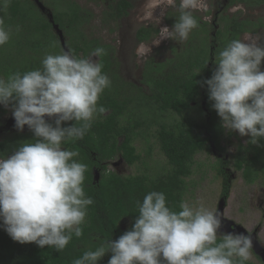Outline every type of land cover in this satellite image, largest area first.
<instances>
[{
  "label": "clouds",
  "instance_id": "obj_1",
  "mask_svg": "<svg viewBox=\"0 0 264 264\" xmlns=\"http://www.w3.org/2000/svg\"><path fill=\"white\" fill-rule=\"evenodd\" d=\"M11 2L0 0V47L21 30L5 23ZM168 8L179 15L171 29L159 28L151 46L163 40L187 41L200 26L195 13L207 11L208 0H143L137 19L158 26ZM151 46L138 44L137 58L150 56ZM106 54L103 46L85 57L70 48L46 52L39 67L0 77V105L11 106L18 131L27 126L34 136L10 155L0 154V228L15 242L62 252L73 236L84 234L94 204L85 192L88 165L78 159V149L65 145L83 140L97 118L108 112L98 104L112 86L99 59ZM262 62L264 35L246 33L219 50L211 77L200 82L207 86L221 127L250 137L252 145L264 139ZM65 122L74 123L62 127ZM178 207L168 204L164 192L149 191L136 201L130 229L117 239L98 240L72 264H98L108 253V264H247L251 259L252 235L221 232V212L188 201Z\"/></svg>",
  "mask_w": 264,
  "mask_h": 264
},
{
  "label": "trees",
  "instance_id": "obj_2",
  "mask_svg": "<svg viewBox=\"0 0 264 264\" xmlns=\"http://www.w3.org/2000/svg\"><path fill=\"white\" fill-rule=\"evenodd\" d=\"M22 1L12 0L4 13L5 23L13 27L19 25L21 30L14 32L9 43L0 47V77L39 67L46 52L58 54L63 47L55 25L66 36V46L78 57H85L95 47L103 46L107 54L99 59L104 65L103 71L111 76V46L90 38L85 31L93 18L91 11L73 0H59L54 23H51L49 10L42 12L33 0H27L40 16L36 19L32 16V8H27ZM102 1L108 3L103 13L104 21L118 23L133 8L129 0ZM231 6H244L253 11L264 8V0H229L228 7ZM197 17L200 26L192 31L190 43L179 50L174 48L170 61L156 67L149 66L152 72H156L154 77L148 76L145 81L149 94L127 97L118 85L111 86L98 101L108 112L97 118L83 140L65 145L78 149V159L88 165L85 192L94 199V204L89 206L83 236H73L69 245L57 252L47 246L40 248L34 243L15 242L0 228V264H72L84 250L95 247L98 240L119 238L125 231L122 229L124 221H130V229L137 215L136 201H142L149 191L164 192L168 204L179 210V204L186 201L187 179L193 174L196 157L211 151L212 147L219 152L224 150L222 143L226 130L221 127V119L211 106L207 86L201 87L200 82L211 77L219 50L231 39L264 29L263 17H243L224 11L217 15V22L213 25ZM174 23L175 20L170 19V24ZM158 31L157 28L142 27L136 33L137 41L148 42L157 37ZM168 67L170 71L165 72ZM261 70H264V62ZM3 107L0 105V116L6 112ZM191 110L199 112L200 120L188 116ZM72 123L65 122L62 127ZM153 127V135L169 168L161 172L146 170L132 176L111 171L109 165L118 157L131 166L140 163L142 158L137 152L136 141L140 136L145 137V131L151 132ZM31 140L34 136L30 131L0 138V154L10 155L20 143ZM243 152L237 159L236 168L243 172L247 184H255L264 177V139L256 145L248 143ZM219 162L220 172L228 177L222 160ZM227 182L226 178L225 198L230 192ZM110 256L111 253L106 254L98 264H108ZM247 264L255 263L248 261Z\"/></svg>",
  "mask_w": 264,
  "mask_h": 264
},
{
  "label": "rangeland",
  "instance_id": "obj_3",
  "mask_svg": "<svg viewBox=\"0 0 264 264\" xmlns=\"http://www.w3.org/2000/svg\"><path fill=\"white\" fill-rule=\"evenodd\" d=\"M39 1L45 7L47 5V10L54 17L60 1ZM73 1L93 14L92 21L85 28L87 35L111 46L113 68L110 79L112 86L118 85L124 96L135 98L142 94H149V88L145 81L148 76L154 77L156 75V72H152L149 66L154 65L156 67L159 63L170 61L174 55V48L179 50V48H183L190 43L192 33L188 40L184 42L163 40L159 45L151 46L156 39L155 37L145 42L146 45L152 47L150 56L138 59L135 54L139 44L136 40L137 31L142 27H156L159 29L160 27L168 26L171 29L174 24H170V19L175 20L179 15L176 9L168 8L165 16L161 19L160 25L157 26L155 23L147 25L137 19L143 0H130L133 8L129 11V14L120 22L113 23L110 20L104 21L103 13L107 10V2L102 0ZM22 3L27 8H32V16L34 18L40 19L38 12L32 7L30 1L23 0ZM228 5L229 0H208L207 11L196 12L195 15L211 25L217 22V15L224 11L230 15L241 14L243 17L264 18V8L250 11L244 6H231L229 8ZM155 15H160L159 9L156 10ZM256 34L264 35V29ZM210 35L212 36L213 32ZM64 38L67 40L65 35ZM169 69L170 67L165 72L170 71ZM138 99L141 98L138 97ZM3 109L6 112L0 116L1 139L12 136L14 133H27L29 131L27 126L22 132L18 131L14 127L15 121L12 117L11 108L3 107ZM188 116L198 120L201 118L197 110H191ZM203 117L206 119L205 113ZM154 131L155 127L152 128L151 132L145 131L146 136H140L136 141L137 152L142 158L140 163L131 166L122 157H118L110 163L109 169L122 176H132L146 170L161 172L169 168L167 158L162 153L159 143L153 135ZM249 139L250 137H241L237 132L226 130L222 143L224 148L222 152L212 147L211 151L200 153L196 157L193 174L187 179L189 188L186 194V201L203 203L205 206L221 212L224 220L234 222L237 226L243 227L248 234L252 235L253 242L255 241L258 244V247H256L258 252L253 247L249 261L255 264H264V177H261L255 184L249 185L244 180L243 172L236 168L237 159L244 153L243 148L248 144ZM219 160H222L223 168L228 177L220 172L221 163ZM226 178L230 186L227 198L223 196ZM129 223L130 221L128 220L124 221L122 229L126 231Z\"/></svg>",
  "mask_w": 264,
  "mask_h": 264
},
{
  "label": "water",
  "instance_id": "obj_4",
  "mask_svg": "<svg viewBox=\"0 0 264 264\" xmlns=\"http://www.w3.org/2000/svg\"><path fill=\"white\" fill-rule=\"evenodd\" d=\"M34 1L43 12L47 11V8L39 0H34ZM49 19H50L51 23H54L53 22V16L50 15V13H49ZM55 30H56L57 34L59 35L60 42L62 44L63 49H68V47L66 46V40L64 38L63 32L56 25H55ZM46 119H48V118H46ZM96 177H97L96 179L98 180L99 179L98 173H97ZM221 231L222 232L235 231V232H243L245 234H248V232L243 227L237 226L234 222H231L228 220H224L223 227H222ZM253 244H254V248L256 249V247H258V244L255 241L253 242ZM256 251L258 252L257 249H256Z\"/></svg>",
  "mask_w": 264,
  "mask_h": 264
},
{
  "label": "flooded vegetation",
  "instance_id": "obj_5",
  "mask_svg": "<svg viewBox=\"0 0 264 264\" xmlns=\"http://www.w3.org/2000/svg\"><path fill=\"white\" fill-rule=\"evenodd\" d=\"M129 1H130V0H129ZM130 2H131V1H130ZM129 11H130V10H129ZM124 18H126V17H124ZM124 18H122L121 20H123ZM121 20H120V21H121ZM120 21H119V22H120ZM153 28H156V27H153ZM157 29H158V28H157ZM136 40H137V38H136ZM137 42H138V41H137ZM138 43H139V42H138ZM139 44H140V43H139Z\"/></svg>",
  "mask_w": 264,
  "mask_h": 264
}]
</instances>
